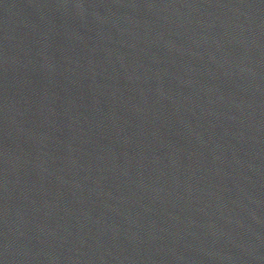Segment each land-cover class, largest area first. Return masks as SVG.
Here are the masks:
<instances>
[{
    "label": "water",
    "instance_id": "water-1",
    "mask_svg": "<svg viewBox=\"0 0 264 264\" xmlns=\"http://www.w3.org/2000/svg\"><path fill=\"white\" fill-rule=\"evenodd\" d=\"M0 264H264V0H0Z\"/></svg>",
    "mask_w": 264,
    "mask_h": 264
}]
</instances>
